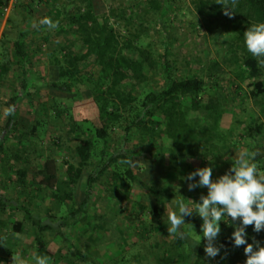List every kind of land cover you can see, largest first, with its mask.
Here are the masks:
<instances>
[{
	"label": "rangeland",
	"instance_id": "1",
	"mask_svg": "<svg viewBox=\"0 0 264 264\" xmlns=\"http://www.w3.org/2000/svg\"><path fill=\"white\" fill-rule=\"evenodd\" d=\"M155 1L158 10L153 9L147 0H94L96 5L94 12L109 20V25L118 33L121 43L125 41V36H128L126 28L133 25L130 27L131 34L133 33L132 37L129 36L130 41L134 45L148 49L155 59L154 75L146 70L151 80L147 85L134 87V93L143 95L147 90L163 86V63L167 55L176 63L182 74L198 76L207 81V93L214 94L218 91L224 105L221 122L223 141L229 143L233 138L236 146L228 149L224 161H219L215 154L207 157L204 153L195 159L183 158L179 162L177 171L170 170L162 178V169L155 165L157 157L160 159V155L155 150L158 143L155 144L151 139L135 134L132 140V157L141 184L130 183V186L124 187L123 190L117 188L113 190L105 183L106 178L103 177L102 183L93 186L89 212L91 215H104L103 224L111 234L94 231L86 218L79 219L62 232L66 239L78 245L86 257L95 258L103 264H110L116 255L120 257L123 253H133V251H135L131 256L133 264L138 256L153 264H186V261L175 260V256H172L171 261L165 262L166 257L164 259L163 254L171 251L169 248L177 238L169 236L167 232L166 208L168 211L174 210L172 200L175 197L193 200L194 195L198 202L201 194H207L206 188L189 191L188 182L184 179L189 173L198 168L212 167V179H216L231 167V158L235 153L249 152L253 143L243 131L246 125L242 124L245 121H254L255 117L259 116L264 126V98L260 101L251 98L254 89L252 81L241 82L237 73L233 71L234 65H229L233 57L227 55L230 41L229 30L225 29L227 20L221 18L219 13L201 16L197 10L200 0ZM49 2L50 4L45 7L39 0H18L9 13L3 11L7 3L0 5L2 10L0 11V65L4 61V49H8L6 45L1 47V41L12 40L14 33L22 30L27 36L29 45L30 76L28 75L27 90L32 93L31 96H27L21 92L23 83L21 66L16 64L18 58L12 53L11 59L15 64L11 67L6 80L0 83V143L4 140L5 145V149L0 154V196L7 198L11 203L7 212L0 214V221H8V227H3L0 223V237L5 239L4 241L0 239V264H14L13 257L17 260L23 258L25 264H35L34 257L40 254L49 257V264H59L60 261L72 264L75 261L73 249L69 250L58 233L46 232L40 235L45 244L42 249L36 240L37 230L24 220L23 212L17 210V206L27 207L36 217H41L43 223L48 224L50 223L46 213L48 208L61 214L65 209L74 208L72 202L60 207L57 201L51 200L49 195L40 193L34 187L28 190L31 192L30 197L22 194L16 182L17 171L26 168L29 179L31 174L42 169L47 159H52L58 171V184L54 190L61 194L68 192L63 162L73 160L71 158L74 149L81 137L80 134H71L72 131L78 127L79 130L91 135L95 129H100L102 126L96 104L90 94L92 83L88 80V77L99 70L93 58L80 62L79 68L84 75L71 83L72 93L53 91L52 94L47 86V83L54 80L57 71L51 64L53 57L50 58V53H55L62 59L59 51L63 49L66 41L72 43L73 39V50L75 52L81 50L80 38L72 32L67 33L71 27L67 19L77 15L79 8L83 11L85 7V0H49ZM44 18L56 22L57 27L53 29L40 24ZM62 26L66 32L59 31ZM136 30L138 33H135ZM4 33L7 34L6 38H3ZM70 37L73 39H69ZM61 63L64 64L63 61ZM214 63H218L221 68V71L215 72V75L218 74L216 81L214 77L217 76H214L213 80L209 78L210 73H214L212 70ZM262 69L264 73V68ZM215 83H218L217 86ZM18 92L20 96L15 104L18 126L14 130L6 131L9 109L5 103ZM55 109L67 110V112L58 116ZM33 126H36V129L34 134H31ZM2 134H5L4 137ZM122 134V130H117L113 134L112 146L121 147ZM259 143L264 145V127ZM97 152L99 154L98 145ZM262 167L264 168V165ZM261 171L264 172V169ZM164 184L169 192L164 199L161 226L152 237H148L143 235L139 225L143 221L147 223L149 217L147 210L142 211L140 207H153L155 202L149 189L153 185L161 188ZM83 197L82 182L75 201L79 204ZM21 221L24 223V231L18 234L12 227ZM185 223L192 224L186 217ZM54 227L58 229L57 224ZM117 228L119 230H116ZM183 229L188 231V225H184ZM194 231L200 233L195 228ZM233 231L232 226L227 224L224 229L221 224L216 245L221 244L224 236L231 237ZM194 236L195 232H192V237ZM186 241L193 253L196 251L197 242L201 240L192 238ZM129 244L136 248L129 250L127 248ZM8 248L13 251H8ZM171 252L175 254L174 251ZM185 252L186 249L182 251ZM245 260V253H242L240 261L244 264Z\"/></svg>",
	"mask_w": 264,
	"mask_h": 264
},
{
	"label": "trees",
	"instance_id": "2",
	"mask_svg": "<svg viewBox=\"0 0 264 264\" xmlns=\"http://www.w3.org/2000/svg\"><path fill=\"white\" fill-rule=\"evenodd\" d=\"M147 1L153 9H159L155 0ZM7 2L8 0H0V4L3 5ZM223 4L232 8L231 18L224 14L225 6ZM94 7H96L94 0H85L83 11L82 8H79L76 12L77 15L67 19L71 26L67 33L72 32L73 35H77L81 40L82 47L79 52H75L73 50L74 39L70 37L69 39H73V42L66 41L63 49L59 51L62 59L55 53H50V58L53 57L51 64L57 71L54 80L47 83V86L52 94L53 91L72 93L71 83L76 82L79 76L84 75L79 68L80 62H86L93 58L99 70L88 77V80L92 83L90 94L96 104L97 115L102 126L100 129H95L91 135L79 130L78 127L72 131L71 134H80L81 137L74 149L71 158L73 160L63 162L68 192L61 194L54 190L58 184V171L55 161L52 159H47L42 169L31 174L29 179L26 168L18 170L16 179L21 193L26 196H31V192L28 190L30 187H34L40 193L49 195L51 200L57 201L60 207H63L67 202H72L74 208L72 210L65 209V212L61 214H57L48 208L46 210L47 216L50 218L48 224L43 223L42 218L36 217L29 208L17 206V210L23 212L24 220L37 230L38 237L36 240L39 246L43 249L45 245L40 235L46 232L58 233L69 250L73 249L76 257L72 264H103L95 258L86 257L78 245L74 241L66 239L62 232L69 229L79 219L86 218L94 231L111 234V231L103 224L104 215H91L89 212L93 186L102 183L103 177L106 178L105 183L113 190L116 188L123 190L124 187L130 186V183L141 184L135 166L129 167L122 163L124 159L134 161L132 140L135 134L143 135L155 144L158 143L155 150L160 155V159L157 157L155 165L162 169V178L170 170L177 171L179 162L183 158L186 160L195 159L204 153L207 157L215 154L219 161H224L228 149L231 146H236L233 138L230 139V144L223 141L221 122L224 115V105L218 91H215L214 94L207 93V81L198 76L182 74L176 63L171 61L167 55L163 63V86L154 90H147L143 95H136L133 91L134 87L141 84L147 85L151 80V76L147 74L146 70L154 75L155 59L148 49L134 45L130 41L129 36L132 37L133 34H131L130 27L133 25L126 28L128 36H125V41L121 43L118 33L109 25V20L104 16L97 15L94 12ZM197 10L203 17L219 13L221 18L227 20L225 29L229 30L230 36L227 55L233 57L230 59L229 65H234L233 71L237 73L236 75L241 82L252 81L254 89L250 97L255 101L262 100L264 98L263 69L258 68L256 58L252 57L244 47L243 33L250 23L264 22V0H200ZM59 31L66 32L63 26L60 27ZM135 33H138V30ZM6 35L4 33L3 38H6ZM4 45L8 46V49H4V61L0 65V83L6 80L11 67L16 62L21 66L23 76L21 92L31 96L32 93L27 90L28 75L30 74V72L28 73V65L30 63L28 62L29 45L26 34L22 30H18L14 33L12 40L3 39L1 41V47ZM12 53L16 55L18 61L14 62L11 59ZM62 61L64 64L61 63ZM65 65L67 66L65 67ZM212 70L214 73H210L209 78L213 80V77L217 76L214 77L216 81L218 74L215 75V72L221 71L219 64L214 63ZM215 84L217 86L218 83ZM19 93H16L5 103L9 109L6 131L14 130L18 126L15 104L20 96ZM64 112L66 113L67 110L56 111V114L60 116ZM242 125H246L245 129L243 127V131L253 143L248 153L256 154L255 162L263 170L264 145L259 143L264 127L261 119L257 116L254 121L248 120ZM35 129L36 126H33L30 133L34 134ZM117 130L123 132L121 147L112 146L113 134ZM4 135L2 134L3 137ZM4 146L3 140L0 143V154L5 149ZM225 164L227 165V162ZM82 182L84 184V197L78 204L75 201V196ZM157 187L158 185H153L149 189L155 202L154 206L140 207L142 211L147 210L149 217L147 223L143 221L139 225L143 235L148 237H152L157 232L158 227L161 226L164 199L169 192L165 184L161 188ZM202 192L204 193V191ZM192 198L193 201H196L194 195ZM10 206V201L0 196V214H5ZM186 219L192 223L197 231H200L202 221L198 216L186 217ZM0 223L1 226L8 227V221L1 220ZM53 224H57L58 229H54ZM221 224L222 228L225 229L227 224L223 221ZM12 228L16 233H22L24 231L23 221L17 222ZM246 231L248 243H252L253 238H255L262 244L264 231L256 233L251 225L247 227ZM0 239L1 241L5 240L3 237ZM204 244V240L198 241L196 251L191 253L186 239L177 237L169 248L175 254L166 251L163 254L164 259L166 257L165 262L171 261L172 256H175V260L186 261V264H243L240 261V255L244 253L245 246L234 247L230 237L224 236L222 238L220 245L223 247L215 259L206 256ZM127 248L131 250L136 246L129 244ZM184 249L187 252L182 253ZM8 251L13 250L8 248ZM133 253H123L120 257L116 255L110 264H133V257H131ZM140 258L139 256L136 257L135 264H153ZM59 264H66V262L60 261Z\"/></svg>",
	"mask_w": 264,
	"mask_h": 264
},
{
	"label": "clouds",
	"instance_id": "3",
	"mask_svg": "<svg viewBox=\"0 0 264 264\" xmlns=\"http://www.w3.org/2000/svg\"><path fill=\"white\" fill-rule=\"evenodd\" d=\"M225 6L224 14L231 18L233 12L230 6ZM40 24L56 28L57 23L44 18ZM243 44L247 52L256 58L258 68H264V22L250 23L243 33ZM255 153L239 152L232 156V165L225 174L212 179L213 168L203 167L188 174L184 179L188 189L206 188L207 194H201L199 201L191 199H173L174 210L166 208L167 232L169 236L180 239H202L205 241L204 252L210 259L217 257L223 245L216 246L217 237L221 232V222L234 228L230 241L234 247L245 246L246 260L244 264H264V246L253 238L247 241V227L253 226V231H264V172L255 162ZM122 163L129 167L135 166V161L124 159ZM198 177V179H197ZM198 216L202 223L200 233L194 231L190 223H185V217ZM239 223H236V222ZM188 225V231L183 229ZM192 232L195 236L192 237ZM14 264H25L23 258ZM35 264H49L47 255H36Z\"/></svg>",
	"mask_w": 264,
	"mask_h": 264
},
{
	"label": "built area",
	"instance_id": "4",
	"mask_svg": "<svg viewBox=\"0 0 264 264\" xmlns=\"http://www.w3.org/2000/svg\"><path fill=\"white\" fill-rule=\"evenodd\" d=\"M17 2V0H8L7 4L4 7V12L9 13L10 10L13 8V6L15 5V3Z\"/></svg>",
	"mask_w": 264,
	"mask_h": 264
},
{
	"label": "crops",
	"instance_id": "5",
	"mask_svg": "<svg viewBox=\"0 0 264 264\" xmlns=\"http://www.w3.org/2000/svg\"><path fill=\"white\" fill-rule=\"evenodd\" d=\"M40 3H43L42 5L46 7V5H49V0H42ZM2 6V4H0ZM2 12V10H0Z\"/></svg>",
	"mask_w": 264,
	"mask_h": 264
}]
</instances>
